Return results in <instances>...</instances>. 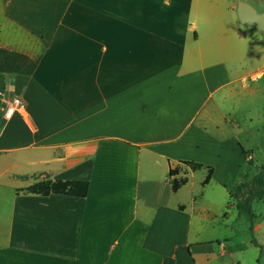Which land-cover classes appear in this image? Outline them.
Here are the masks:
<instances>
[{
  "label": "crops",
  "instance_id": "0c3cea01",
  "mask_svg": "<svg viewBox=\"0 0 264 264\" xmlns=\"http://www.w3.org/2000/svg\"><path fill=\"white\" fill-rule=\"evenodd\" d=\"M241 1H2L0 47L39 62L0 71V264H242L230 184L254 158L210 116L247 79L241 25L264 36ZM56 179L88 194L23 190Z\"/></svg>",
  "mask_w": 264,
  "mask_h": 264
},
{
  "label": "rangeland",
  "instance_id": "374dc122",
  "mask_svg": "<svg viewBox=\"0 0 264 264\" xmlns=\"http://www.w3.org/2000/svg\"><path fill=\"white\" fill-rule=\"evenodd\" d=\"M2 1L0 0V5ZM252 2L258 11H263L264 0H252ZM248 28L246 25H241L239 40L244 44L229 60L232 76L248 74L247 79L236 81L220 90L214 97L220 108L210 110L211 124L223 127L228 133L226 137L234 138L239 145L241 143L240 150H246V153L242 152L245 158L248 155L254 158L250 162L246 160L243 163L240 181L235 183L234 180L230 184L232 190L236 189L239 182L251 179L264 164V76L251 79L252 73L264 64V36L263 33H259L260 31H255L254 35L251 33L247 35ZM251 35L253 41L259 43L251 42L252 46L246 43ZM29 57L36 59L37 56L29 55ZM227 90L230 92L226 93ZM202 174L203 172L197 173L200 176ZM235 202L237 203L238 200L235 199ZM251 208L252 213L249 212V208L244 207H241L240 213L237 209L232 210V228L237 233L235 241L239 242L237 247L242 251V264H264V199L255 198L251 202ZM252 226H254L253 233ZM253 236L256 237L259 246L252 240Z\"/></svg>",
  "mask_w": 264,
  "mask_h": 264
},
{
  "label": "trees",
  "instance_id": "16d2710c",
  "mask_svg": "<svg viewBox=\"0 0 264 264\" xmlns=\"http://www.w3.org/2000/svg\"><path fill=\"white\" fill-rule=\"evenodd\" d=\"M39 58L32 59L29 55L0 47V71L17 74H32L37 68ZM251 161V160H250ZM200 164L192 163L193 168L200 167ZM211 173V171H210ZM187 178L176 179L173 182L174 189H178L182 184L186 182ZM264 164L260 171L257 172L251 179L241 181L237 184L236 189L230 192L232 200H238L237 206L249 208V212L252 213L251 202L255 198L264 199ZM27 193H36L42 195H49L51 193L70 194L74 196H86L89 191L88 180H44L39 181L25 189ZM252 233L254 232V226L251 227ZM254 243L259 246V243L255 236H253ZM162 264H176L174 257L166 255Z\"/></svg>",
  "mask_w": 264,
  "mask_h": 264
},
{
  "label": "water",
  "instance_id": "95a60500",
  "mask_svg": "<svg viewBox=\"0 0 264 264\" xmlns=\"http://www.w3.org/2000/svg\"><path fill=\"white\" fill-rule=\"evenodd\" d=\"M238 16L244 24H252L260 30H264V11L260 12L254 5L247 1H241L237 8Z\"/></svg>",
  "mask_w": 264,
  "mask_h": 264
},
{
  "label": "built area",
  "instance_id": "2783aa9c",
  "mask_svg": "<svg viewBox=\"0 0 264 264\" xmlns=\"http://www.w3.org/2000/svg\"><path fill=\"white\" fill-rule=\"evenodd\" d=\"M23 101L21 98L16 97L11 102L8 103L7 109H6V115H11L15 107L23 106Z\"/></svg>",
  "mask_w": 264,
  "mask_h": 264
}]
</instances>
